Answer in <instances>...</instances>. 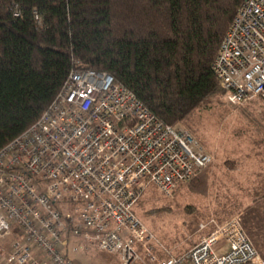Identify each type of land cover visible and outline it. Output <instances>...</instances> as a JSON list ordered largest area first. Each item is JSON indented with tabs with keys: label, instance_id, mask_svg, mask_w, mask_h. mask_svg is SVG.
<instances>
[{
	"label": "built area",
	"instance_id": "obj_1",
	"mask_svg": "<svg viewBox=\"0 0 264 264\" xmlns=\"http://www.w3.org/2000/svg\"><path fill=\"white\" fill-rule=\"evenodd\" d=\"M213 69L231 104L264 98V0H244ZM213 160L191 131L161 120L111 74L75 69L41 116L0 149V240L14 236L0 264H79L68 253L71 237L123 264L137 262L141 248L154 258V235L135 212L144 191L172 195ZM158 264L264 258L233 217Z\"/></svg>",
	"mask_w": 264,
	"mask_h": 264
},
{
	"label": "trees",
	"instance_id": "obj_2",
	"mask_svg": "<svg viewBox=\"0 0 264 264\" xmlns=\"http://www.w3.org/2000/svg\"><path fill=\"white\" fill-rule=\"evenodd\" d=\"M243 2L0 0V149L75 69L107 72L164 122L184 121L226 93L213 63Z\"/></svg>",
	"mask_w": 264,
	"mask_h": 264
},
{
	"label": "rangeland",
	"instance_id": "obj_3",
	"mask_svg": "<svg viewBox=\"0 0 264 264\" xmlns=\"http://www.w3.org/2000/svg\"><path fill=\"white\" fill-rule=\"evenodd\" d=\"M178 127L191 131L213 155V163L174 194L149 185L135 212L154 235V258L139 249L134 264H158L189 250L225 221L239 217L244 231L264 258V98L233 105L221 93L195 109ZM14 236L0 240L7 254ZM68 253L79 264H123L118 255L87 247Z\"/></svg>",
	"mask_w": 264,
	"mask_h": 264
},
{
	"label": "crops",
	"instance_id": "obj_4",
	"mask_svg": "<svg viewBox=\"0 0 264 264\" xmlns=\"http://www.w3.org/2000/svg\"><path fill=\"white\" fill-rule=\"evenodd\" d=\"M70 242H75L76 244V238L71 237ZM222 243V242H221ZM75 253V252H74Z\"/></svg>",
	"mask_w": 264,
	"mask_h": 264
}]
</instances>
